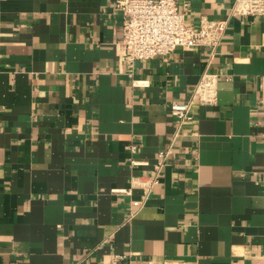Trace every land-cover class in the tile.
<instances>
[{
	"label": "crops",
	"instance_id": "obj_1",
	"mask_svg": "<svg viewBox=\"0 0 264 264\" xmlns=\"http://www.w3.org/2000/svg\"><path fill=\"white\" fill-rule=\"evenodd\" d=\"M177 1L194 25L232 3ZM122 37L116 0H0V264H264V15L214 57L132 66ZM206 70L217 103L176 135ZM168 148L146 197L132 181Z\"/></svg>",
	"mask_w": 264,
	"mask_h": 264
},
{
	"label": "built area",
	"instance_id": "obj_2",
	"mask_svg": "<svg viewBox=\"0 0 264 264\" xmlns=\"http://www.w3.org/2000/svg\"><path fill=\"white\" fill-rule=\"evenodd\" d=\"M116 8L122 16L121 44L124 58L134 66L139 60L159 56L166 59L178 47L206 46L211 51V57H214L225 37L231 18L238 15H264V0H232L226 17L210 18L204 15L198 25L187 22L186 14L177 0H116ZM218 94V74L204 71L193 96L188 100H177L171 104V112L178 121L176 135L185 123L193 120L192 107L195 103L214 105L217 103ZM261 111L264 139V99ZM170 152L171 148L159 152L160 161L154 174L134 177L133 187H140L146 197L160 183L163 167Z\"/></svg>",
	"mask_w": 264,
	"mask_h": 264
}]
</instances>
